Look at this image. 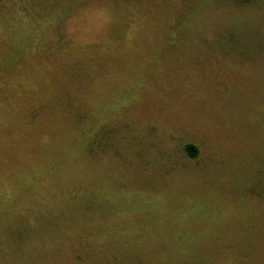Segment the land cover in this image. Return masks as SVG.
<instances>
[{"label":"rangeland","instance_id":"obj_1","mask_svg":"<svg viewBox=\"0 0 264 264\" xmlns=\"http://www.w3.org/2000/svg\"><path fill=\"white\" fill-rule=\"evenodd\" d=\"M0 264H264V0H0Z\"/></svg>","mask_w":264,"mask_h":264},{"label":"trees","instance_id":"obj_2","mask_svg":"<svg viewBox=\"0 0 264 264\" xmlns=\"http://www.w3.org/2000/svg\"><path fill=\"white\" fill-rule=\"evenodd\" d=\"M251 0H233V2L234 3H237V4H247V3H249ZM127 10L129 11L130 10V7H128L127 8ZM135 23V22H134ZM127 31H129V30H135L136 28H138L137 26H136V23L133 25V23H132V21H131V19L128 21V23H127ZM126 31V32H127ZM124 33V34H122L121 35V39H119L118 40V42H119V45L121 46V44L122 45H126L127 47L126 48H122L123 50L125 49H127L128 47H129V49H131L134 45H136L137 43H140V42H135V41H129V40H127L126 39V36L127 35H129L128 34V32L127 33ZM131 40V39H130ZM127 43H129L128 45H127ZM119 46V47H120ZM121 49V48H120ZM80 118H83V117H80ZM183 151H184V153L188 156V157H190V158H194V157H196V155H197V153H198V151H197V148L194 146V145H192V144H190V143H188V144H185L184 146H183Z\"/></svg>","mask_w":264,"mask_h":264}]
</instances>
